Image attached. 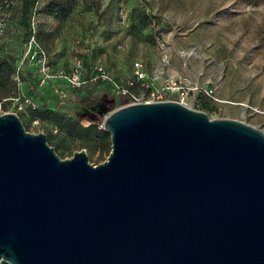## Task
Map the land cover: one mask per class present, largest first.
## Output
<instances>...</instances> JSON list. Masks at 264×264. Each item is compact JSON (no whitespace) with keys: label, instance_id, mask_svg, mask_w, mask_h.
<instances>
[{"label":"water","instance_id":"obj_1","mask_svg":"<svg viewBox=\"0 0 264 264\" xmlns=\"http://www.w3.org/2000/svg\"><path fill=\"white\" fill-rule=\"evenodd\" d=\"M102 129L93 166L0 114V264H264L263 132L171 100Z\"/></svg>","mask_w":264,"mask_h":264},{"label":"rangeland","instance_id":"obj_2","mask_svg":"<svg viewBox=\"0 0 264 264\" xmlns=\"http://www.w3.org/2000/svg\"><path fill=\"white\" fill-rule=\"evenodd\" d=\"M135 1L0 0V58L15 61L16 92L12 97L22 100L16 104L12 97L2 99L1 114H16L29 133H44L60 159L84 150L89 164L103 163L111 149L109 134L105 132L96 140L84 129L97 126L99 130L109 113L126 105L123 91L143 95V88L130 85L138 72L135 64L141 63L149 77L158 71L157 63L161 62L162 39L148 22V16L157 17L149 1ZM201 1L185 0L183 6L202 9L206 22L222 18L224 0L207 5ZM231 12L237 13L235 19H239L241 28L235 26L230 33L236 35L235 41L245 53L229 55L227 61L222 55L215 56L221 65L218 81L230 80L236 85L232 97L245 105L243 114H233L238 116L236 120L264 133V0H238ZM31 37L45 53L52 72L62 69L68 74L78 61L85 79L91 78L92 68L97 65L103 68L106 78L88 81L79 89L78 99V92L65 81L42 83L40 72L25 55ZM88 93L92 98L87 99ZM32 95V105L23 102ZM202 100L190 96L184 105L204 110L211 119L231 115L221 103L205 110Z\"/></svg>","mask_w":264,"mask_h":264},{"label":"crops","instance_id":"obj_3","mask_svg":"<svg viewBox=\"0 0 264 264\" xmlns=\"http://www.w3.org/2000/svg\"><path fill=\"white\" fill-rule=\"evenodd\" d=\"M148 1L152 13L158 19L157 30L164 43L163 53L167 55V63L158 62V71L151 75L157 76L155 85L160 86L164 79L184 78L192 84L211 89L216 101H211L202 94L196 96L208 103L210 108L217 103L229 105L223 107L231 115L221 118L236 120L238 116L233 114H243L245 105L242 101L233 99L236 90L233 81H218V67L221 65L217 63L215 56L222 55L223 60L227 61L229 55L245 53L236 43V35L230 33L235 26L241 28V22L235 19L237 13L231 12L238 0H224L222 18H211V22L205 21L207 17L203 15L202 9L192 10L183 6L185 0H145ZM202 2L206 5L209 2L216 3L215 0H202L200 3Z\"/></svg>","mask_w":264,"mask_h":264},{"label":"built area","instance_id":"obj_4","mask_svg":"<svg viewBox=\"0 0 264 264\" xmlns=\"http://www.w3.org/2000/svg\"><path fill=\"white\" fill-rule=\"evenodd\" d=\"M151 26L152 28L157 29L156 20H152ZM29 45L30 47L27 49L25 55L27 56L28 63L30 64L34 59V55L37 54V59L34 62V66L41 74L42 83H48L50 81H65L70 88L76 89L80 88L82 85H85L88 81L95 82L96 80L106 78L103 68L100 65H97L94 68L95 73L89 80L82 79V66L78 61L74 63L68 74H66L62 69L52 72L46 61L45 53L34 43L33 37L30 38ZM159 50L161 52V63H167V55L163 53L164 44L160 43ZM134 66L138 69L135 78L138 82H140V87L143 88L145 92L143 95H139L128 91H123V95H125L128 99V103L126 105L154 103L166 100L177 101L184 105L185 101L190 96H196L197 94H202L207 99L216 101L211 89L203 88L198 84H192L184 78L164 79L161 85L157 86L156 88L155 83L157 81V76H146V74L142 71L143 65L141 63L135 64ZM130 85H132L131 82ZM166 95L168 97H166ZM169 96H172L173 99H169ZM11 101L19 104L22 102L19 98L11 99ZM23 102L32 105V101L30 99L26 98L23 100ZM1 106L2 105L0 104V114L2 113Z\"/></svg>","mask_w":264,"mask_h":264},{"label":"trees","instance_id":"obj_5","mask_svg":"<svg viewBox=\"0 0 264 264\" xmlns=\"http://www.w3.org/2000/svg\"><path fill=\"white\" fill-rule=\"evenodd\" d=\"M53 12H54V10H51L52 14H53ZM152 20H156V18L148 16V22L150 24H152ZM156 24L158 26V19L156 20ZM153 31L155 32L154 28H153ZM156 32L158 34V30L157 29H156ZM36 59H37V54L34 55V59H33L31 65H33V63L36 61ZM81 66H82V64H81ZM31 68H34V66H31ZM94 68L95 67L92 68V73L90 75L91 77L95 73ZM15 74H17L15 61L12 60L9 57L0 58V104L1 105H2V99L7 98V97H12V95H14V93L16 92V83H15V80H14ZM81 77H82V79H85L83 76H81ZM85 80H87V79H85ZM22 81H24V80H22ZM50 82L51 83H59L60 81H50ZM131 82H132V84L135 83V84H137V86L140 87V82H138L136 80V78H134V80H132ZM80 88L74 89V90H76L78 92L77 96H76L77 99L79 97V94L81 93V90H79ZM102 90L104 91L105 89L102 88ZM33 97L34 96L32 95V96L29 97V99H33ZM14 98H19L20 101H22L19 96L12 97L11 99H14ZM90 98H92V96L88 93V98L87 99H90ZM197 98H199V97H197ZM201 104H203V107H204L205 110H209V111L211 110V108L208 106V103H205V102L202 101ZM84 130L89 133V136L95 135V139L96 140H99V138L101 136L105 135V131L102 128L97 130V126H88ZM86 140H87L86 142L89 141L88 139H86ZM109 152L110 151L107 152V156H108ZM102 161H104V159Z\"/></svg>","mask_w":264,"mask_h":264}]
</instances>
